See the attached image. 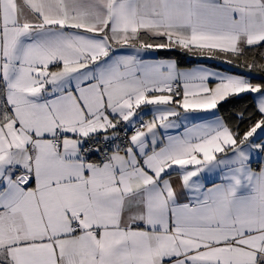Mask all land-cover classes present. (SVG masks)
<instances>
[{
  "label": "snow or ice",
  "instance_id": "1",
  "mask_svg": "<svg viewBox=\"0 0 264 264\" xmlns=\"http://www.w3.org/2000/svg\"><path fill=\"white\" fill-rule=\"evenodd\" d=\"M0 264H264V0H0Z\"/></svg>",
  "mask_w": 264,
  "mask_h": 264
},
{
  "label": "trees",
  "instance_id": "2",
  "mask_svg": "<svg viewBox=\"0 0 264 264\" xmlns=\"http://www.w3.org/2000/svg\"><path fill=\"white\" fill-rule=\"evenodd\" d=\"M242 106H243V102H241L239 105H237V108L242 107ZM229 110H232L231 106H229Z\"/></svg>",
  "mask_w": 264,
  "mask_h": 264
}]
</instances>
